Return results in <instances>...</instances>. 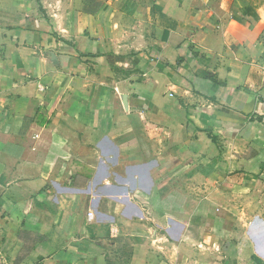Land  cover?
<instances>
[{"label":"crops","instance_id":"1","mask_svg":"<svg viewBox=\"0 0 264 264\" xmlns=\"http://www.w3.org/2000/svg\"><path fill=\"white\" fill-rule=\"evenodd\" d=\"M0 255L264 264V0H0Z\"/></svg>","mask_w":264,"mask_h":264},{"label":"rangeland","instance_id":"2","mask_svg":"<svg viewBox=\"0 0 264 264\" xmlns=\"http://www.w3.org/2000/svg\"><path fill=\"white\" fill-rule=\"evenodd\" d=\"M0 264H7L6 263V259L4 258V256L0 255Z\"/></svg>","mask_w":264,"mask_h":264},{"label":"built area","instance_id":"3","mask_svg":"<svg viewBox=\"0 0 264 264\" xmlns=\"http://www.w3.org/2000/svg\"><path fill=\"white\" fill-rule=\"evenodd\" d=\"M92 217H93V213H89V219H92ZM115 231H117V230H115ZM7 264H9L8 262H6Z\"/></svg>","mask_w":264,"mask_h":264}]
</instances>
